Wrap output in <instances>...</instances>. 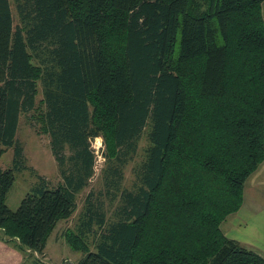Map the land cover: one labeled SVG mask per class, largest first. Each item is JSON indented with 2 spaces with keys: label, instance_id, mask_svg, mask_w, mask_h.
Masks as SVG:
<instances>
[{
  "label": "trees",
  "instance_id": "obj_1",
  "mask_svg": "<svg viewBox=\"0 0 264 264\" xmlns=\"http://www.w3.org/2000/svg\"><path fill=\"white\" fill-rule=\"evenodd\" d=\"M263 3L0 0V160L13 156L0 232L42 256L94 176L99 138L101 172L114 167L63 234L76 264H264L220 230L264 162ZM21 115L48 138L57 184L26 164ZM24 171L36 182L12 211Z\"/></svg>",
  "mask_w": 264,
  "mask_h": 264
},
{
  "label": "rangeland",
  "instance_id": "obj_2",
  "mask_svg": "<svg viewBox=\"0 0 264 264\" xmlns=\"http://www.w3.org/2000/svg\"><path fill=\"white\" fill-rule=\"evenodd\" d=\"M262 9L264 13V5L262 6ZM14 22L16 23V19ZM27 118L28 115L20 116L19 126L16 134V140H18V142H20L23 146L24 156L27 162L26 164L34 169L36 174L39 176L45 178L47 181L53 184H57L60 179L57 173L56 163L49 148V140L45 135H37L35 130L28 124ZM143 144L144 143L142 142L141 148L143 147ZM91 151L95 155L94 176L90 179L87 188L84 189L83 192L77 197V211L68 220L60 221L51 233L45 249L47 258L39 257V260H41L43 264H76V262L81 259V254L79 252L73 251L66 244L63 234L66 229L73 228L74 223L76 222L78 215L82 210L85 196L90 191L97 192V190L101 188V181L103 182L106 176L110 175V170L114 167L113 163H108L104 172H101L105 165V151L101 139L97 138L91 142ZM12 158V150H9L1 157L0 166L2 168L10 167ZM138 159H140V155L135 158V161H138ZM132 167L133 163H129L124 168V187H128L130 185L132 180ZM35 182V177L32 176L28 171L16 173L13 187L7 195V207L10 210L15 211L23 197Z\"/></svg>",
  "mask_w": 264,
  "mask_h": 264
},
{
  "label": "crops",
  "instance_id": "obj_3",
  "mask_svg": "<svg viewBox=\"0 0 264 264\" xmlns=\"http://www.w3.org/2000/svg\"><path fill=\"white\" fill-rule=\"evenodd\" d=\"M262 14L264 21L263 9ZM220 230L227 239L264 258V162L245 182L240 209L222 222ZM39 257L47 258L45 250L42 256L21 250L16 239L0 232V264H43Z\"/></svg>",
  "mask_w": 264,
  "mask_h": 264
}]
</instances>
